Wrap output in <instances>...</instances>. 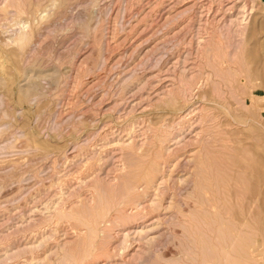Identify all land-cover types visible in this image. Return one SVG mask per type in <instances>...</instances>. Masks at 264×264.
<instances>
[{
	"label": "rangeland",
	"instance_id": "374dc122",
	"mask_svg": "<svg viewBox=\"0 0 264 264\" xmlns=\"http://www.w3.org/2000/svg\"><path fill=\"white\" fill-rule=\"evenodd\" d=\"M263 49V0H0V264H264Z\"/></svg>",
	"mask_w": 264,
	"mask_h": 264
},
{
	"label": "bare ground",
	"instance_id": "6f19581e",
	"mask_svg": "<svg viewBox=\"0 0 264 264\" xmlns=\"http://www.w3.org/2000/svg\"><path fill=\"white\" fill-rule=\"evenodd\" d=\"M264 1V0H263ZM15 2V1H14ZM11 3H12V1H11ZM21 5V4H20ZM16 6V5H15ZM20 7V6H19ZM22 8V7H21ZM25 10V9H24ZM21 11V10H20ZM23 12V11H22ZM24 13V12H23ZM245 28V27H244ZM242 30V29H241ZM23 33H25V32H23ZM242 33V32H241ZM23 38H25V34H18V35H16L13 39H14V41L13 42H19V41H21ZM239 42V41H238ZM16 43V44H17ZM206 43V42H205ZM261 47V46H260ZM242 48V47H241ZM260 50H262V49H260ZM264 50V49H263ZM242 53V52H241ZM233 54V53H232ZM261 55V54H260ZM232 56V55H231ZM246 56V55H245ZM213 57V56H212ZM262 57V56H261ZM249 58V57H248ZM232 59V58H231ZM264 59V58H263ZM221 60V59H220ZM232 61V60H231ZM211 62V61H210ZM242 62H243V60H242ZM258 62V61H257ZM236 63H237V61H236ZM232 64H233V62H232ZM242 64V63H241ZM218 65H219V63H218ZM217 65V66H218ZM209 66V65H208ZM217 66H216V68H217ZM230 66V65H229ZM242 66H243V64H242ZM263 65H261V67H262ZM213 67V66H212ZM225 67V66H224ZM241 67V66H240ZM240 67H239V69H240ZM260 67V66H259ZM195 68V67H194ZM235 68V67H234ZM248 68V67H247ZM263 68V67H262ZM220 69V68H219ZM228 69V68H227ZM213 70H214V68H213ZM216 70V69H215ZM218 70V69H217ZM226 70V69H225ZM219 71V70H218ZM238 71V70H237ZM244 71V70H243ZM221 72V71H220ZM226 72H227V70H226ZM223 73V72H222ZM228 73V72H227ZM227 73H225V74H227ZM255 73V72H254ZM253 73V74H254ZM237 74H239V73H237ZM223 75V74H222ZM256 75H258V74H256ZM261 75H262V73H261ZM264 76V75H263ZM231 77V76H230ZM235 77V76H234ZM238 77H239V75H238ZM224 78V77H223ZM240 78H241V76H240ZM242 81H244V80H242ZM195 82V81H194ZM241 83V82H240ZM192 84V83H191ZM235 85V84H234ZM189 86V85H188ZM214 86V85H213ZM236 86V85H235ZM187 87V86H186ZM247 87V86H246ZM169 89V88H168ZM229 89V88H228ZM166 91V90H165ZM171 92V91H170ZM235 92V91H234ZM257 94V93H256ZM174 97H177V96H174ZM205 97V96H204ZM252 97V96H251ZM255 98H257L258 96H254ZM179 98H180V96H179ZM255 98H251V99H255ZM259 99V98H258ZM256 100V99H255ZM179 105V104H178ZM238 108V107H237ZM239 109V108H238ZM251 110V109H250ZM246 111V110H245ZM255 113V112H254ZM209 117V116H208ZM213 118V117H212ZM211 118V119H212ZM184 126V125H183ZM216 126H218V125H216ZM180 128V127H179ZM208 129H210L211 130V128H208ZM213 129V128H212ZM220 131V130H219ZM221 131H223V130H221ZM215 133V132H214ZM221 133V132H220ZM263 133V132H262ZM224 134V133H223ZM221 138V137H220ZM220 138H218V140L220 139ZM160 139V138H159ZM222 139V138H221ZM205 141V140H204ZM133 142V141H132ZM131 142V144H128L125 148L126 149H128L129 148V150H130V152H134L136 149H135V147L134 146H136V145H134V142L132 143ZM136 144V143H135ZM208 144V143H207ZM142 146H143V144H141ZM262 145V144H261ZM141 146V147H142ZM214 146V145H213ZM128 147V148H127ZM210 147V146H209ZM219 147V146H218ZM136 148H137V146H136ZM146 148V147H145ZM212 148V147H211ZM214 148V147H213ZM212 148V149H213ZM159 150V149H158ZM209 151V150H208ZM129 152V151H128ZM129 152V153H130ZM159 152V151H158ZM128 153V155H130ZM136 153V152H135ZM135 153H133V154H135ZM150 153L151 152H149L148 154H143V153H141V156L142 157H144V162L146 163H142L143 161H141V164H143V165H139V163H138V165L136 166V167H138V166H142V167H140L139 168V170L138 171H136V173L134 172V171H131L132 169L130 168V170L129 171H131V172H127V173H129V175L127 174V176H125V177H128V176H130L131 174L130 173H134L135 174V176H134V174H133V176H130V177H132V178H134V179H136V177H137V180H135V185H139V184H141V183H146V185L149 183H152V182H155L156 181V179H157V177H158V174H157V172H158V156H161V155H159V153H157V151H156V153L158 154H155V155H153L155 152H153V154L152 155H150ZM205 153V152H204ZM208 153V152H207ZM253 153V152H252ZM135 156V155H134ZM133 157V156H132ZM213 157V156H212ZM218 156H216V158H217ZM263 157V156H262ZM139 158H141V157H139ZM138 158V159H139ZM207 157H205V159H206ZM211 158V157H210ZM220 158V157H219ZM264 158V157H263ZM128 159H130V158H128ZM141 159H143V158H141ZM214 159V158H213ZM213 159H211V160H213ZM139 161H140V159H139ZM164 161V160H163ZM216 161H217V159H216ZM227 161V160H226ZM259 161V160H258ZM199 162H201V161H199ZM206 162H207V160H206ZM222 162V161H221ZM212 163V162H211ZM223 163V162H222ZM127 164V163H126ZM129 164V163H128ZM200 163H198L197 162V164L196 165H198V168L200 169V172L201 173H199L200 175H202V176H200L199 174V177H198V175L196 174V172H195V174H196V176L200 179V177H203L204 176V178L206 179L205 181L204 180H202L201 182H204V183H206V185H208V187H207V189L204 187L203 188V191H205L204 193H205V200H207V204L206 205H204V208H203V210H205L204 212H206L207 214H209V215H219V213L220 214H222L221 212H220V210H218V208H217V203H219L220 202V200H222V202H223V198H222V193H224L225 192V189L226 188H221L222 186H227V185H219L220 183L222 184V177H218V178H213L214 177V172H216V171H219L218 169H219V167H218V169L216 170V168L214 169L212 166H211V164H208V166L206 167V165H204L203 164V162H201V164L199 165ZM214 164V163H213ZM219 164V163H218ZM227 164V163H226ZM132 164H129V167H133V165L131 166ZM162 165V164H161ZM210 165V166H209ZM215 165H217V162H216V164ZM221 166H224V163H223V165H221V163H220V167ZM128 167V168H129ZM136 167H134V169L136 170ZM222 168V167H221ZM220 168V169H221ZM225 168V167H224ZM251 168V167H250ZM133 169V170H134ZM198 169V170H199ZM247 169V168H246ZM128 170V169H127ZM204 172H202V171ZM213 170H214V172H213ZM221 172H223V170H220ZM224 171H225V169H224ZM258 171H259V169H258ZM221 172H219V173H221ZM217 173V172H216ZM219 173H217L218 174V176H219ZM223 174V176H224V174H225V172H223L222 173ZM211 176V177H210ZM213 176V177H212ZM216 177H217V175H215ZM196 177V178H197ZM124 178V177H123ZM191 179V178H190ZM231 179V178H230ZM129 180H130V178H129ZM182 180V179H181ZM194 180V179H193ZM263 180V179H262ZM196 181H197V179H196ZM200 181V180H199ZM128 182H132V180H130V181H128ZM186 182V181H185ZM190 182V181H189ZM191 183V182H190ZM203 183V184H204ZM202 184V185H203ZM128 185V184H127ZM205 185V184H204ZM230 185V184H229ZM133 188L132 189H137V187L138 186H134V185H131ZM259 186V185H258ZM135 187V188H134ZM148 187V186H147ZM195 187H196V189L197 188H199L198 187V183H196V185H195ZM195 187H193V188H195ZM214 187V188H213ZM210 188H212V191L213 192H211V189ZM132 189H131V187H130V190L132 191ZM183 189V188H182ZM206 189V190H205ZM208 189H210V191L208 190ZM228 189V188H227ZM129 190V191H130ZM199 190V189H198ZM224 190V191H223ZM130 191V193H134V192H131ZM134 191V190H133ZM163 191V190H162ZM195 189H194V193H195ZM202 191V192H203ZM192 192H193V190H192ZM222 192V193H221ZM229 192V191H228ZM264 192V191H263ZM138 193V192H137ZM199 193V192H198ZM207 193V194H206ZM217 193L219 194V198H218V201L216 200L217 198H214L215 196L217 197ZM190 194H192V193H190ZM138 195H140L139 193H138ZM137 195V196H138ZM226 194H224L223 196H225ZM134 196H136V195H134ZM214 196V197H213ZM264 196V195H263ZM129 197V196H128ZM227 197V196H226ZM138 198V197H137ZM190 198H192V196L190 195ZM196 198V197H195ZM264 198V197H263ZM136 199V198H135ZM188 199V198H187ZM198 199V198H197ZM203 199H204V197H203ZM192 200H193V198H192ZM200 200V199H199ZM230 200V199H229ZM262 200H264V199H262ZM193 201H196V200H193ZM201 201V200H200ZM200 201H198V203L200 202ZM215 201V202H214ZM151 202V201H150ZM197 202V201H196ZM261 202V201H260ZM224 203V202H223ZM152 204H154V203H152ZM199 205H200V203H199ZM224 205H226V203L224 204ZM231 205V204H230ZM198 206V205H197ZM232 206V205H231ZM230 206V207H231ZM148 207V206H147ZM193 207V206H192ZM195 207V206H194ZM201 208L202 206H198V208ZM241 207V206H240ZM181 208V207H180ZM190 209H191V206H190ZM194 209V208H193ZM193 209H192V213H194V215L193 216H195L197 213H195V212H193ZM197 209V208H196ZM202 209V208H201ZM221 209H222V211L224 210V208H222L221 207ZM180 210V209H179ZM178 210V211H179ZM198 210H200V209H198ZM70 211V210H69ZM189 211V210H188ZM201 211V210H200ZM199 211V212H200ZM256 211V210H255ZM181 212V211H180ZM190 212V211H189ZM224 212H226L227 213V210L225 209L224 211H223V213ZM237 212V211H236ZM63 213V212H62ZM118 213V212H117ZM183 213V212H182ZM191 213V212H190ZM249 213V212H248ZM67 214V213H66ZM69 214V213H68ZM73 214V213H72ZM181 214V213H180ZM199 214H202L201 212L199 213ZM199 214L198 215H196L197 216V219L196 220H198L199 221V219L200 218H198V216H199ZM205 214V213H204ZM71 215V214H70ZM183 215V214H182ZM182 215H180V217L182 216ZM185 215V214H184ZM187 215H189V213L187 214ZM192 215V214H191ZM235 215H236V213H235ZM63 216H64V214H63ZM118 216H119V214H118ZM117 216V217H118ZM132 216V215H131ZM178 216V215H177ZM205 216V215H204ZM234 216V215H233ZM74 217V216H73ZM123 217V216H122ZM179 217V216H178ZM184 217V216H183ZM200 217V216H199ZM203 217V216H202ZM201 217V219H203ZM211 217V216H210ZM120 218V217H119ZM174 218H176V216L174 217ZM191 218H193V217H191ZM209 218V217H208ZM222 218H223V215H222ZM113 219V218H112ZM200 219V220H201ZM213 219H215V218H212V219H210V220H212V222H210V225H212V224H214V226H215V220H213ZM228 218H226V220H227ZM180 220V219H179ZM183 220V219H182ZM190 220H192V219H190ZM196 220H195V225H197L198 224V222L196 223ZM203 220H205V219H203ZM220 220V219H219ZM78 221V220H77ZM115 221V220H114ZM206 221V220H205ZM218 221V220H217ZM229 221H231L230 219L228 220V222ZM178 222V221H177ZM185 222V221H184ZM207 222V221H206ZM245 222V221H244ZM125 223V222H124ZM201 223H202V220H201ZM201 223L199 222V224H200V226L198 225V230H201L200 228L202 227L201 226ZM205 223V222H204ZM257 223V222H256ZM185 225H187L186 223H184ZM183 224V226L185 227V225ZM190 224V223H189ZM188 224V225H189ZM205 224H207V223H205ZM204 224V225H205ZM234 224V223H233ZM216 225H217V223H216ZM225 225V224H224ZM257 225V224H256ZM182 226V225H181ZM183 226H182V228H183ZM208 226V225H207ZM213 225H212V227H214ZM211 227V226H210ZM211 227V228H212ZM225 227V226H224ZM224 227H223V225H222V227L221 228H223L224 229ZM188 228V227H187ZM186 228V229H187ZM219 228V227H218ZM217 228V229H218ZM235 228V227H234ZM251 228H254V227H251ZM92 229V228H91ZM185 229V228H184ZM189 229V228H188ZM191 229L193 230V228H192V226H191ZM227 229V228H226ZM238 229V228H237ZM190 230V229H189ZM197 230V231H198ZM207 229H205V231H206ZM213 230H215V228H213ZM222 230V229H221ZM195 231V230H194ZM194 231H192V232H194ZM202 231H203V229H202ZM208 232L210 231V229H208L207 230ZM218 231H219V229H218ZM255 231H257V230H255ZM187 232V231H186ZM194 233H196V231L194 232ZM193 233V234H194ZM222 233H223V231H222ZM229 233V232H228ZM227 233V234H228ZM233 233V232H232ZM220 234V236H221V233H219ZM225 234V233H224ZM208 236H210V235H208ZM227 236V235H226ZM193 237V236H192ZM235 237V236H234ZM83 238V237H82ZM214 238H216V236H214ZM222 238V237H221ZM228 238V237H227ZM232 238V237H231ZM217 239V238H216ZM235 240H237V239H235ZM211 241V240H210ZM226 241V240H225ZM239 241V240H238ZM212 242V241H211ZM217 242H218V240H217ZM222 242H223V238H222ZM221 243V242H220ZM236 243V242H235ZM215 244V243H214ZM229 244V243H228ZM233 244V243H232ZM234 245V244H233ZM208 246V245H207ZM206 246V247H207ZM220 246V245H219ZM223 246H224V244H223ZM228 246V245H227ZM230 246V245H229ZM222 247V246H221ZM231 248V247H230ZM229 248V249H230ZM240 248V247H239ZM225 250H226V248H224ZM241 249V248H240ZM230 250H233V249H230ZM243 250V249H242ZM241 250V251H242ZM252 250V249H251ZM209 251V250H208ZM212 251V250H211ZM234 251V250H233ZM232 251V252H233ZM244 253H245V251H243ZM212 253H214V252H212ZM89 254V253H88ZM82 255V254H81ZM208 255V254H207ZM231 255H233V254H230V256ZM248 256H249V254H248ZM80 257V256H79ZM250 257V256H249ZM203 258V257H202ZM248 258V257H247ZM224 259V258H223ZM196 260V259H195ZM234 260V259H233ZM242 260V259H241ZM183 261V260H182ZM207 262V261H206ZM222 262V261H221ZM210 262H208V264H209ZM237 263V262H236ZM212 264V263H211ZM231 264V263H230Z\"/></svg>",
	"mask_w": 264,
	"mask_h": 264
}]
</instances>
